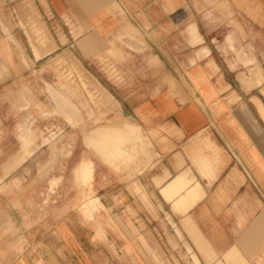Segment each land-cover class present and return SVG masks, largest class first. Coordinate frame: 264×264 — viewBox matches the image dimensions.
I'll return each mask as SVG.
<instances>
[{"label": "crops", "instance_id": "crops-1", "mask_svg": "<svg viewBox=\"0 0 264 264\" xmlns=\"http://www.w3.org/2000/svg\"><path fill=\"white\" fill-rule=\"evenodd\" d=\"M3 2L34 10L53 52L71 54L96 79L107 108L86 119L131 121L150 142L132 171L108 164L94 171L102 217L114 221L98 237L107 245L67 209L76 219L66 221L67 232L57 227L69 239L64 264H107L105 248L120 250L121 264H264L261 59L254 85L246 66L225 61L227 37L209 36L203 20L189 16L188 0ZM241 39L236 49L246 53L250 38ZM3 49L16 71L21 50Z\"/></svg>", "mask_w": 264, "mask_h": 264}, {"label": "rangeland", "instance_id": "rangeland-1", "mask_svg": "<svg viewBox=\"0 0 264 264\" xmlns=\"http://www.w3.org/2000/svg\"><path fill=\"white\" fill-rule=\"evenodd\" d=\"M3 1L0 0V264H42L43 259L64 264L68 261L62 249L69 239L66 234L59 237L58 229L67 232L66 221L76 219L67 215V209L79 211L82 219L95 228L96 243L107 245L98 237L104 235L105 224L114 221L102 217L101 209L105 208L96 196L94 171L104 172L98 167L106 164L116 170L125 166L132 171L138 156L148 155L150 142L141 127L131 121L86 119L87 112L90 117L91 110L107 108L103 104L107 95L96 79L71 54L53 52L49 28L37 21L34 10L6 7ZM188 2L189 16L203 20L204 33L222 40L227 37V47L232 52L224 57L225 61L235 64L236 69L239 64L246 66L245 71L250 72L247 81L260 84L264 0ZM244 34L250 38L246 53L239 50L241 46H237L238 51L234 43ZM214 42L218 45L217 40ZM7 43L22 52L21 59L16 57L12 64L16 68L13 72L3 56ZM250 88L253 86L247 90ZM261 112L264 116L263 107ZM110 171L113 170H107ZM79 237L76 240L82 243L84 237ZM126 250L130 252V248ZM104 251L108 253L107 264H121L120 250Z\"/></svg>", "mask_w": 264, "mask_h": 264}, {"label": "bare ground", "instance_id": "bare-ground-1", "mask_svg": "<svg viewBox=\"0 0 264 264\" xmlns=\"http://www.w3.org/2000/svg\"><path fill=\"white\" fill-rule=\"evenodd\" d=\"M76 59V58H75ZM78 61V60H77ZM72 65H74V64H72ZM77 66H78V64H77ZM76 67V66H75ZM77 68V67H76ZM79 69V68H78ZM74 71V70H73ZM77 73V72H76ZM80 77V76H79ZM82 83H83V81H82ZM108 91V90H107ZM108 93V92H107ZM110 94V93H109ZM107 130H109V129H107ZM105 131V130H104ZM115 131V130H114ZM103 132V131H102ZM106 132V131H105ZM111 132V131H110ZM95 133V132H94ZM106 135V134H105ZM107 135H109V134H107ZM114 135V134H113ZM120 134H118V136H119ZM100 136V135H99ZM118 136H114V138L115 139H117V138H119ZM101 137V136H100ZM103 137H105L104 135H103ZM110 137V136H109ZM120 138H121V136H120ZM104 139V138H103ZM103 139H101V140H103ZM140 139V138H139ZM141 140V139H140ZM139 141V140H138ZM106 142V141H105ZM112 142H114V141H112ZM141 142V141H140ZM115 143V142H114ZM143 143V142H142ZM108 144V143H107ZM119 144V143H118ZM121 144V143H120ZM110 146V145H109ZM143 146V145H142ZM140 147H141V145H140ZM142 148V147H141ZM144 148H146V147H144ZM147 150H148V147H147ZM114 151H115V149H114ZM122 152V151H121ZM124 153V152H123ZM137 154V153H136ZM135 154V155H136ZM133 156H134V154H132ZM139 155V154H138ZM137 155V156H138ZM127 156V155H126ZM129 156V155H128ZM137 156H135V157H137ZM147 156V155H146ZM140 156H138V158H139ZM137 159V158H136ZM135 161V160H134ZM133 161V162H134ZM137 161H138V159H137ZM136 163V162H135ZM131 164H132V162H131ZM89 203H90V201H89Z\"/></svg>", "mask_w": 264, "mask_h": 264}]
</instances>
